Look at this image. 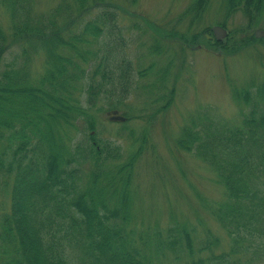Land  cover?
<instances>
[{
	"label": "trees",
	"instance_id": "1",
	"mask_svg": "<svg viewBox=\"0 0 264 264\" xmlns=\"http://www.w3.org/2000/svg\"><path fill=\"white\" fill-rule=\"evenodd\" d=\"M126 1L0 0V194L7 199L0 264H261L264 58L231 88L239 121L197 112L169 143L200 163L201 178L218 190L220 198L209 199L188 183L214 225L199 215L183 220L174 203L165 220L146 213L137 170L159 157L165 139H154L151 128L169 103L160 102L171 99L159 90L173 61L161 67L158 58L173 42L184 51L211 36L207 27L193 30L208 0L191 1L185 28L187 15L174 25L145 16L143 31L125 9L137 0ZM225 3L227 18L240 9L247 23L207 43L224 55L264 48V39L247 34L264 0ZM145 78L156 89L143 104ZM111 111L119 127L101 129Z\"/></svg>",
	"mask_w": 264,
	"mask_h": 264
},
{
	"label": "rangeland",
	"instance_id": "2",
	"mask_svg": "<svg viewBox=\"0 0 264 264\" xmlns=\"http://www.w3.org/2000/svg\"><path fill=\"white\" fill-rule=\"evenodd\" d=\"M39 1L46 5L49 4L52 0ZM112 1H121L123 4H128L126 0ZM190 2L191 0H137V4L134 6H124L128 14L133 13L134 15L138 16L134 17L136 18V20H131L128 22L141 24L142 27L140 28V30L143 31L144 21L142 19L145 16H148L151 19V22L156 24H162L159 22L163 20L164 16H168L172 18V22L169 21L167 24L174 25V22L187 11ZM170 10H172V13L170 12ZM223 14V0H208L205 8L200 15V19H202L198 22L195 28H193V30L195 29L201 32L203 28L217 25L222 20ZM177 15L178 17H176ZM234 16H236L234 18L235 21H229V27L238 26L242 22L237 14ZM188 24L189 20L186 21L185 19L183 21V27L185 28L186 26H188ZM261 29L264 30V25ZM261 29L257 28V30ZM173 45L177 46V48H179L180 46L175 42H173ZM137 47V43L131 45V48L134 51L132 57H136ZM210 47L211 46L207 43V40H204V37H202L201 39H198L197 45H195L191 50H187L185 73H187V76H189V73H193L192 80L191 82L189 81L190 79L187 80L188 78L184 74L175 79V84L179 85L176 89V94L175 96H172L169 107L158 114V116L156 117V121L151 128V133L154 139L158 137V135H160L161 130L164 128L165 131L162 132V137L165 139V141L168 142L172 138L174 132V130H170V127L173 128L179 119L181 120L185 118L190 110L193 109L194 105L196 107L204 104L213 106L217 105L221 109H223L226 114L230 113L232 109H235L234 105L229 101L227 85H233V83L235 82H242L243 84L245 81L249 80L250 76L253 75V73L250 72V69L253 66L248 59L250 53L247 52L242 58H240V56L234 58L224 57ZM18 49V47H15V52H17ZM260 50L264 52V49H262V47L257 44L256 47H253V50L250 51L259 55ZM223 58H226L227 63H225ZM177 59L178 58L176 57L175 64L180 62ZM231 61L233 63V66L230 65V69L228 67L227 68L233 80L223 77V74H225V66H228ZM143 62L146 66V62ZM221 63L223 66L221 65ZM172 71L174 72V69H172ZM147 80L148 79L145 78L143 80V84L146 83ZM169 80H171L170 75L167 81ZM228 80L229 82L227 83ZM180 83H183L182 87L180 86ZM155 89L156 87L149 88L148 83H146L143 90L139 91L138 93L141 92V98L145 99L151 96ZM163 93L164 90H161V94ZM146 103L147 100L145 99L143 101V104ZM160 106H162V103H160ZM113 115V113L102 115V122L100 123L102 128H109V131H113L115 129H112L111 127L116 129L119 127L116 124H110L112 122L111 117ZM123 142L124 141L121 140L120 144H122ZM178 162L181 177L183 180H186V182H184V186L186 188L185 191L182 190L183 192H186L188 194L189 182H191L193 185L197 184L202 190L207 189L206 184H204L205 181H200L198 179L200 170L196 171L195 167L197 166V164L193 162L189 155L179 153ZM148 165L149 167L144 175H142L140 182V194L144 199V203L147 207L144 208L146 213H149V209L156 210V212H161V218L165 220L166 213L169 209L168 202H171L172 200L175 205L177 204V201H179L178 205L179 210H181V215L193 219L194 214H201V217L206 220L205 214L197 207L196 203L192 199H189L186 202L180 198L178 190L179 187L181 188V185L177 176V167L170 155L162 153L160 155V159L155 160V162L153 159H150ZM192 173L196 174L192 175ZM155 204L159 205L160 208H156ZM0 205H2L1 207L7 206V199L2 194H0Z\"/></svg>",
	"mask_w": 264,
	"mask_h": 264
},
{
	"label": "water",
	"instance_id": "3",
	"mask_svg": "<svg viewBox=\"0 0 264 264\" xmlns=\"http://www.w3.org/2000/svg\"><path fill=\"white\" fill-rule=\"evenodd\" d=\"M214 31H215V33H216V35H217V37H218V32H221V30H219V29H214Z\"/></svg>",
	"mask_w": 264,
	"mask_h": 264
}]
</instances>
